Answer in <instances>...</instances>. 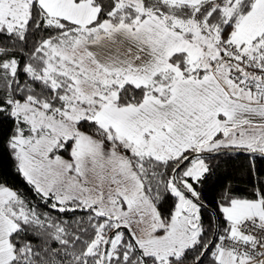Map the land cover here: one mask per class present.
Instances as JSON below:
<instances>
[{"label": "snow or ice", "instance_id": "obj_1", "mask_svg": "<svg viewBox=\"0 0 264 264\" xmlns=\"http://www.w3.org/2000/svg\"><path fill=\"white\" fill-rule=\"evenodd\" d=\"M0 264H264V0H0Z\"/></svg>", "mask_w": 264, "mask_h": 264}]
</instances>
